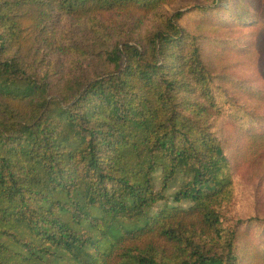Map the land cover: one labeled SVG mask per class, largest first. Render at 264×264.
<instances>
[{
	"label": "trees",
	"instance_id": "trees-1",
	"mask_svg": "<svg viewBox=\"0 0 264 264\" xmlns=\"http://www.w3.org/2000/svg\"><path fill=\"white\" fill-rule=\"evenodd\" d=\"M176 2L0 0V264H241L200 36L143 30Z\"/></svg>",
	"mask_w": 264,
	"mask_h": 264
},
{
	"label": "rangeland",
	"instance_id": "rangeland-1",
	"mask_svg": "<svg viewBox=\"0 0 264 264\" xmlns=\"http://www.w3.org/2000/svg\"><path fill=\"white\" fill-rule=\"evenodd\" d=\"M217 6L212 0H177L151 16L143 30H153L162 18L181 10L182 25L200 36L214 85L226 101L216 136L223 141L234 194L223 207L224 226L236 232L241 264H254L253 252L257 264H264V147L255 153L249 141L253 132H264V0H221ZM257 91L262 96L256 97ZM183 182L179 176L169 200L155 211L188 207L171 197Z\"/></svg>",
	"mask_w": 264,
	"mask_h": 264
}]
</instances>
